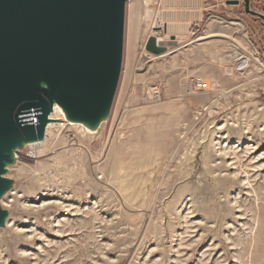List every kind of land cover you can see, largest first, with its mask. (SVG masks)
<instances>
[{"label": "rangeland", "instance_id": "rangeland-1", "mask_svg": "<svg viewBox=\"0 0 264 264\" xmlns=\"http://www.w3.org/2000/svg\"><path fill=\"white\" fill-rule=\"evenodd\" d=\"M230 1H125L107 117L14 149L0 264H264V22Z\"/></svg>", "mask_w": 264, "mask_h": 264}, {"label": "water", "instance_id": "water-1", "mask_svg": "<svg viewBox=\"0 0 264 264\" xmlns=\"http://www.w3.org/2000/svg\"><path fill=\"white\" fill-rule=\"evenodd\" d=\"M125 1L0 0V174L4 148L44 135L53 101L90 120L109 109L120 69ZM243 3L245 12L264 22L248 0ZM144 50L162 56L168 46L149 35ZM3 188L0 176V193Z\"/></svg>", "mask_w": 264, "mask_h": 264}, {"label": "bare ground", "instance_id": "bare-ground-1", "mask_svg": "<svg viewBox=\"0 0 264 264\" xmlns=\"http://www.w3.org/2000/svg\"><path fill=\"white\" fill-rule=\"evenodd\" d=\"M155 25V24H154ZM161 42V41H159ZM164 43V41L162 42ZM229 71V70H227ZM109 109L106 108L104 109L100 116L95 119V120H90V119H85L82 117H74L71 115L70 111L68 109H66L65 107H63L61 104L53 101L52 104V111L48 116L49 121H54V120H58L59 118H63L69 122H71L72 125H79L82 126L84 130L89 131V129H94L100 122H102L108 115V111ZM48 121V122H49ZM46 124L47 128L52 124V123H48ZM44 128V132H46L48 129ZM86 127V128H84ZM40 139H32V140H21L18 139L17 141L14 142V145L11 148H4L3 152L4 154L7 156L6 159H4L3 161V172L0 174L1 178L4 179L3 174L6 170V167L8 165V163L12 160V158L14 157V149L18 146V144H22V143H29V142H36Z\"/></svg>", "mask_w": 264, "mask_h": 264}, {"label": "built area", "instance_id": "built-area-1", "mask_svg": "<svg viewBox=\"0 0 264 264\" xmlns=\"http://www.w3.org/2000/svg\"><path fill=\"white\" fill-rule=\"evenodd\" d=\"M142 55H143V60L148 62V61H151V60H154L156 57L149 53V52H146L144 50V47L142 49ZM196 86L199 88V89H205L207 88V84L205 82H201L200 80H196ZM154 94H157V92H154Z\"/></svg>", "mask_w": 264, "mask_h": 264}]
</instances>
